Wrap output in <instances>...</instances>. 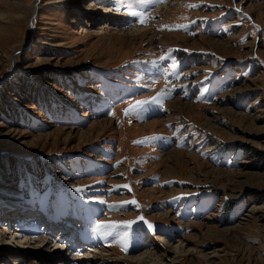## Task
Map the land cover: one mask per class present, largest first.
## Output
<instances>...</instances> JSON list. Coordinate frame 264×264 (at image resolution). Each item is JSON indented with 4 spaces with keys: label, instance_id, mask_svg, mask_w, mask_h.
<instances>
[{
    "label": "rangeland",
    "instance_id": "rangeland-1",
    "mask_svg": "<svg viewBox=\"0 0 264 264\" xmlns=\"http://www.w3.org/2000/svg\"><path fill=\"white\" fill-rule=\"evenodd\" d=\"M4 99L0 264H264V0H0Z\"/></svg>",
    "mask_w": 264,
    "mask_h": 264
},
{
    "label": "snow or ice",
    "instance_id": "snow-or-ice-1",
    "mask_svg": "<svg viewBox=\"0 0 264 264\" xmlns=\"http://www.w3.org/2000/svg\"><path fill=\"white\" fill-rule=\"evenodd\" d=\"M118 2L121 4V6H123L126 2H128V0H118ZM149 3L155 5V4H159V3H164L166 2V0H148ZM188 7L190 8H194V7H197V5H188ZM115 10H119V9H115ZM128 14L134 18H137L139 20V22L141 24H146L147 23V13L145 12H141V11H138V10H135L132 5L129 3V8H128ZM167 27V26H165ZM181 27L183 26H175L174 28L173 27H169L167 28V30L169 31H172V30H179ZM163 30V29H161ZM173 69H175L177 67L176 63L173 62V65H172ZM153 103H159V100L158 98L156 97H153L151 98L150 100H138L136 101L135 105H130L128 109H125V116H128L131 112L133 111H136L138 109H143L146 105H149V104H153ZM113 115L115 113H112ZM143 142V141H141ZM116 188H119V187H123V188H127L129 191H131L130 189V186L128 185H121V186H115ZM77 192H82L84 191V189L82 188H77L76 189ZM99 203H105L104 201H99ZM127 204H133V205H136L137 207H139V204L137 201L135 200H131V201H124L123 204L121 205H108V207L112 208V207H123ZM139 220H142L146 225L147 227L150 229V230H153L155 226H153L152 224H150L147 220H145L143 217H139ZM137 223V221H125L121 224H107V225H100V227H113V228H116V227H124V228H131V226L133 224ZM123 250H127L126 247L123 248Z\"/></svg>",
    "mask_w": 264,
    "mask_h": 264
},
{
    "label": "trees",
    "instance_id": "trees-1",
    "mask_svg": "<svg viewBox=\"0 0 264 264\" xmlns=\"http://www.w3.org/2000/svg\"><path fill=\"white\" fill-rule=\"evenodd\" d=\"M72 77H73V75L67 76L66 77V80L71 79ZM45 80L51 81L56 86L58 85V86L62 87V85L58 83V79H57V81H55L54 78H50L49 76H46V75H44L43 77L41 76V80L40 81L43 83V81H45ZM24 82H26V81H24ZM26 86L27 85L25 83H22L21 85L18 83L17 86H15L14 88H10L9 89V87H7L5 90H8V92H10V90H12V92L14 94V97H16V98H18L20 100V101L18 100L19 102H21V103H24L25 102L24 104H28V105L30 103L36 102V98H41L42 97V95H38V96L35 95V94H39V93L36 92V89H35V94H34L35 96H34L32 94V92H29V89L27 90L28 87L25 88ZM29 88L34 92V88H32L31 86ZM12 92H10V93H12ZM28 93H29V95H28ZM7 98H8V100H11V98H10V96H9L8 93H7ZM12 101H14V98H13ZM5 102H6V100L4 99V100H2V103L0 104V116H2V114H6L10 110H13V104L14 103H12V102L9 101V103L7 104ZM57 102H59V104H61V105H64L59 100ZM35 107H36V105H35ZM4 160L9 161V164L11 163L10 165H13L12 162H11V160H8L6 158ZM32 161L33 162L24 161V163H21V164L24 167L27 166L29 170L32 169V167H33V170L31 172V174H29V175H30L31 178H35L37 176V174H40V172L42 171L40 169L43 168L45 165H43V162H41L40 160H39L40 162H38V160L35 161L34 159ZM25 163H27V164H25ZM6 166L9 167L7 164H6ZM36 167L38 169H36ZM25 172H26V169H25ZM25 172H24V168H23L22 169V173L26 174ZM11 175H8V176H11ZM5 176H6V174H4V171H3V173L0 174V177L3 178ZM30 183L32 184L33 182L30 181ZM19 201L20 202H24V201H21V199L20 200L18 199V203H20ZM0 203H3V202H0ZM20 204L25 205L24 208H33V207H35V206L30 207L28 204H25V203H20Z\"/></svg>",
    "mask_w": 264,
    "mask_h": 264
},
{
    "label": "bare ground",
    "instance_id": "bare-ground-1",
    "mask_svg": "<svg viewBox=\"0 0 264 264\" xmlns=\"http://www.w3.org/2000/svg\"><path fill=\"white\" fill-rule=\"evenodd\" d=\"M142 35V34H141ZM140 37V35L138 36V38ZM135 40H137V39H135ZM149 126V125H148ZM147 126V127H148ZM180 154L178 153V156H179ZM181 156V155H180ZM179 158V157H178ZM21 209H23V210H25L24 209V207L23 208H21ZM44 211H42V212H40L41 214L40 215H42V213H43ZM47 216H49V215H47ZM47 216H41V217H45V218H42L43 220H45L46 222L45 223H47V221H49L50 223H51V225L52 226H54V224H53V222H51V220H52V217H47ZM41 219V220H42ZM16 223H15V225L14 226H12L13 228H15L16 227V231H18V232H22L21 234V237H25V241H27V243L28 242H31L32 240H33V242L34 241H36V242H34V243H41V244H44L45 245V240H47V238H44V237H42L41 239H40V236H42L41 234L43 233V232H41V231H39V230H37V228H38V224L36 223V224H34V222L33 223H31V224H28V226L30 227V228H28L27 227V225H25V224H21L20 225V223L22 222V218L19 216V218L18 219H16ZM39 222V221H38ZM44 222V221H43ZM13 223V222H12ZM42 224H44V223H42ZM33 225H35L34 227H33ZM51 225H45L44 227H42V230L43 229H49V230H51L52 229V227H51ZM12 228V229H13ZM53 231H54V229H52ZM65 230V232L63 231L62 233H61V236H62V238H65L66 239V237H68L70 234H71V231H70V229H67V228H65L64 229ZM13 235H16V232H13L12 233ZM43 234H45V233H43ZM16 237V236H15ZM14 237V238H15ZM60 241V240H59ZM61 242H62V239H61ZM71 242V241H70ZM71 246H72V244H71ZM93 251V250H92ZM66 252H67V250H66ZM94 253H96V251H93ZM45 261V260H44ZM47 264H49V262L47 263ZM59 264V263H58Z\"/></svg>",
    "mask_w": 264,
    "mask_h": 264
}]
</instances>
